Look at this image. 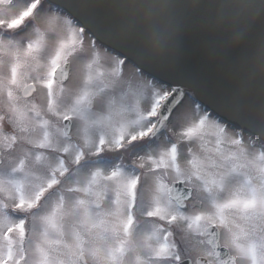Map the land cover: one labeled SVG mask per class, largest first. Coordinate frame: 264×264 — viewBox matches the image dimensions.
Returning <instances> with one entry per match:
<instances>
[{"label": "snow or ice", "instance_id": "snow-or-ice-1", "mask_svg": "<svg viewBox=\"0 0 264 264\" xmlns=\"http://www.w3.org/2000/svg\"><path fill=\"white\" fill-rule=\"evenodd\" d=\"M0 264H264V0H0Z\"/></svg>", "mask_w": 264, "mask_h": 264}, {"label": "water", "instance_id": "water-1", "mask_svg": "<svg viewBox=\"0 0 264 264\" xmlns=\"http://www.w3.org/2000/svg\"><path fill=\"white\" fill-rule=\"evenodd\" d=\"M92 2L104 5L109 0H92ZM165 4H176L181 0H160ZM196 2V0H193ZM259 3V0H256ZM88 15L97 20H103L110 15V9L107 7H96L88 12ZM82 26V25H81ZM181 58L183 66L189 70H195L202 74L209 84V91L205 98L211 99L215 96L225 94L231 90L233 83L230 79L224 77L212 63L208 62L202 54L200 47V38L197 36H189L183 41L181 46ZM183 87V85H178ZM256 94H259V84L256 85Z\"/></svg>", "mask_w": 264, "mask_h": 264}]
</instances>
